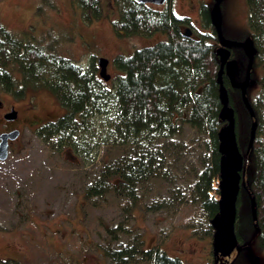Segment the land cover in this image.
<instances>
[{
    "label": "trees",
    "instance_id": "16d2710c",
    "mask_svg": "<svg viewBox=\"0 0 264 264\" xmlns=\"http://www.w3.org/2000/svg\"><path fill=\"white\" fill-rule=\"evenodd\" d=\"M114 1L119 20L111 21V26L118 36L162 34L167 39L136 50L131 56H117L113 62L117 76L110 79L112 89L108 88L110 81H104L94 71H82L70 60L34 45L25 36L18 37L0 24V93L17 100L28 90L51 93L65 115L39 127V139L60 153L71 152L85 165L95 163L104 151L98 175L84 192V202L91 208H118L123 218L127 217L115 227L105 228L109 243L102 252L112 264H184L162 249L163 235L158 236L157 245L146 249L144 234L138 232L139 228L129 227L128 220H135L134 213L139 210L155 213L164 209L158 202L148 206L145 199L152 196L157 183L169 177L168 154L179 132L188 127L201 139L204 136L210 157L195 176L187 205L189 209L195 206V211L188 215L185 225L194 234L211 240L215 264L211 221L219 214L218 134L225 124L220 119L222 105L217 83L219 41L211 23L210 7H200L203 28L209 32L194 40L192 36L184 37L183 30L191 26L190 20L177 16L171 0L161 9L135 0ZM71 2L88 24L104 15L100 0ZM245 4L250 32L246 38H252L257 50L253 68L263 73L256 80L258 94L250 102L257 128L249 154L250 132L246 141L240 137L236 111L239 149L245 163L251 157L253 165L248 181L242 173L241 192L246 191L254 201L256 217L251 213L242 221L238 215L236 234L245 244L256 228L257 244L264 253V0H245ZM231 52L239 64L237 81L242 82L248 60L241 49ZM223 84L235 109L236 99L243 103L241 91L233 89L226 76ZM247 113L251 127L253 118ZM123 238L132 239L121 244ZM0 264L21 263L9 260Z\"/></svg>",
    "mask_w": 264,
    "mask_h": 264
},
{
    "label": "rangeland",
    "instance_id": "374dc122",
    "mask_svg": "<svg viewBox=\"0 0 264 264\" xmlns=\"http://www.w3.org/2000/svg\"><path fill=\"white\" fill-rule=\"evenodd\" d=\"M100 3L103 17L88 24L71 0H0V24L18 37L25 36L34 45H41L52 54L70 60L82 71H94L99 76L98 60L107 59V73L114 80L117 71L113 62L117 56H131L134 51L153 47L167 38L162 34L118 36L111 26V21L119 20L115 1L100 0ZM171 3L177 16L190 20L191 26L187 28L192 39L197 40L201 34L209 32L203 28L200 7L205 4L211 9L215 0H171ZM221 15L226 39L239 42L250 34L245 0H225ZM262 73L261 69L253 68L247 92L249 102L258 94L256 80ZM15 77L19 78L18 75ZM108 84L112 89V81ZM0 102V134L8 130L19 131V137L9 146L8 159L0 162V261L112 264L102 252L109 243L105 228L115 227L127 217L124 215L123 218L118 208H91L84 202V192L98 175L104 151L95 163L85 165L71 152L60 153L39 139L36 135L39 127L65 115V110L45 90H28L19 100L0 93ZM234 107L239 117L240 137L246 141L251 123L248 110L241 99H236ZM12 109L17 112V120L11 123L5 120V115ZM171 148L169 177L163 183H157L152 196L145 199L148 206L158 202L164 209L155 213L135 212V220H128L129 227L139 228L138 232L144 234L146 249L157 245L158 236L163 235L162 249L169 256L184 264H212L211 240L194 234L185 225L188 215L195 211V206L191 209L187 206L195 176L210 157L206 139L185 127L173 139ZM252 166L249 157L244 164L245 181L253 174ZM251 213V198L242 191L239 218L244 221ZM258 236L259 231L254 228L250 238L242 243L243 248L236 249L228 262L221 259L218 264H249L254 255L264 264V253L257 244ZM130 239L123 238L120 243Z\"/></svg>",
    "mask_w": 264,
    "mask_h": 264
},
{
    "label": "water",
    "instance_id": "95a60500",
    "mask_svg": "<svg viewBox=\"0 0 264 264\" xmlns=\"http://www.w3.org/2000/svg\"><path fill=\"white\" fill-rule=\"evenodd\" d=\"M142 5L163 6L169 0H135ZM225 0H215L210 9L211 23L219 41L216 54L220 61V71L217 83L219 85V98L222 105L220 112L221 122L225 126L218 134L220 160V181L218 185L220 199L218 202L219 214L211 221L214 230L213 254L215 264L221 258H229L238 248L239 242L236 234V222L238 217V200L241 194L242 173L244 172V156L241 153L237 138V119L236 110L231 106L228 89L223 84V76L229 79L231 87L241 91L244 106L247 108L251 118L255 115L249 102L247 92L252 81V71L254 67L257 50L252 38L248 37L243 41L235 42L226 39L222 32L221 5ZM191 31L186 28L184 37H190ZM241 49L247 60L248 65L243 82L237 81L239 71L238 61L232 58V49ZM109 61L104 58L98 60L99 75L108 82L111 76L107 73ZM1 106V102H0ZM17 112L12 109L5 115V120L15 121ZM257 123L253 122L250 127L249 149L251 152L256 136ZM19 137V131H12L0 135V162L6 161L9 156V141H15ZM252 214L255 217V203L252 201ZM252 264H260V258L256 256Z\"/></svg>",
    "mask_w": 264,
    "mask_h": 264
},
{
    "label": "flooded vegetation",
    "instance_id": "af4514ba",
    "mask_svg": "<svg viewBox=\"0 0 264 264\" xmlns=\"http://www.w3.org/2000/svg\"><path fill=\"white\" fill-rule=\"evenodd\" d=\"M191 36H193V35H191ZM17 120V119H16ZM16 120L15 121H12V122H16ZM9 122H11V121H9ZM11 122V123H12ZM254 122V119H252V123ZM12 131H16V130H8V131H5V132H2L1 134H4V133H10V132H12ZM0 134V135H1ZM17 140V139H16ZM15 140V141H16ZM12 142H14V141H9V146H10V144L12 143ZM238 242H239V245H238V248L237 249H242L243 248V244H242V242L241 241H239L238 240ZM234 253V252H233ZM232 253V254H233ZM231 257V256H230ZM230 257L229 258H221V259H223L224 260V262H228V259H230ZM256 256L254 255V256H252V258H250V261H249V264H252L253 263V261H254V258H255ZM260 258V257H259ZM220 259V260H221ZM220 262V261H219ZM260 264H261V258H260Z\"/></svg>",
    "mask_w": 264,
    "mask_h": 264
}]
</instances>
